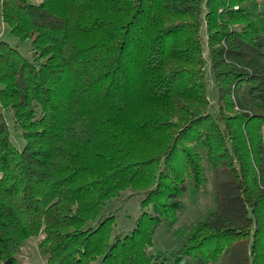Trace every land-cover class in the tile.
I'll return each instance as SVG.
<instances>
[{"label": "trees", "instance_id": "16d2710c", "mask_svg": "<svg viewBox=\"0 0 264 264\" xmlns=\"http://www.w3.org/2000/svg\"><path fill=\"white\" fill-rule=\"evenodd\" d=\"M0 22L31 45L0 39L1 264L32 237L46 264H167L154 235L204 161L215 207L175 262L264 264V0H0Z\"/></svg>", "mask_w": 264, "mask_h": 264}, {"label": "rangeland", "instance_id": "374dc122", "mask_svg": "<svg viewBox=\"0 0 264 264\" xmlns=\"http://www.w3.org/2000/svg\"><path fill=\"white\" fill-rule=\"evenodd\" d=\"M43 0H32L34 3H40ZM0 39L8 41L17 46L24 55H31L30 42L22 43L17 37L13 36L7 26L0 22ZM208 84L210 99L213 103L212 111H215V101L217 99V87L211 72L208 70ZM6 118L10 124L12 140L17 148L21 149L25 145V140L14 130L12 113L5 112ZM205 180L198 190H194L190 185L181 199L184 202V208L180 212L175 222L164 221L156 230L154 235V245L149 249V253L157 258L166 256L167 264H178L175 262L176 253L186 241L185 233L193 227L195 221L202 219L215 207L214 190L212 186V169L207 161H204ZM142 193L134 191H124L120 197L108 204L107 211L114 212L117 216V227L123 231H128L133 227L134 220L141 214ZM39 238L32 237L22 246L17 255L18 264H46L48 254L40 249L38 245ZM184 263L196 264L193 258L186 256ZM1 264V262H0ZM209 264H222L221 259L211 261Z\"/></svg>", "mask_w": 264, "mask_h": 264}]
</instances>
